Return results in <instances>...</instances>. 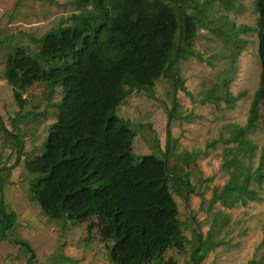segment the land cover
Returning <instances> with one entry per match:
<instances>
[{"label":"trees","instance_id":"1","mask_svg":"<svg viewBox=\"0 0 264 264\" xmlns=\"http://www.w3.org/2000/svg\"><path fill=\"white\" fill-rule=\"evenodd\" d=\"M213 1L76 0L79 14L62 20L41 38L30 37L32 43L40 45L39 52L17 47L7 61L4 75L22 108L26 104L23 94L36 80L46 85L50 97L57 87L62 88L57 121L50 127L43 152L27 163V170L33 176L31 200L50 219L61 221L64 228L97 216L99 222L87 226L86 242H91V234L99 226L102 239L113 242L107 248L112 264H176L172 259L162 263L165 253L171 248L184 250L188 243L168 182L184 184L187 192H192L189 180L170 172L168 144L164 158L155 154L135 155L136 133L117 111L134 91H144L156 100V83L163 76H171L174 98L167 127L168 142L171 140L170 124L177 107V92L182 91L194 100L179 73L173 70L180 60L205 61L193 51V40ZM220 1L227 10L233 8V1ZM171 3L177 10L170 7ZM193 3L197 15L187 12ZM255 6L259 14L262 71L247 123L244 127L236 125L230 138L207 143L206 149L214 148L217 143H234L238 144L237 152L249 156L255 149L248 134L257 127L260 103H264V0H255ZM69 22L72 24L67 25ZM251 30L241 26L233 37ZM245 97V92L217 97L208 92L200 103L225 102L228 109H234ZM14 128L16 134L7 129L0 115L1 131L15 141L20 151L23 138L18 126ZM156 145L163 153L159 141ZM201 154L202 151L185 152L186 163L190 164ZM20 160L19 157L7 169L13 170ZM260 169L248 172L241 183L234 176L221 189H216L208 212L217 203L232 208L239 202L246 205L262 200L264 173ZM3 170L0 168V189ZM253 180L258 190L250 188ZM17 223V214L10 211L0 195V238L9 237ZM216 224L214 220L206 239L200 237L199 247L191 256L193 264H199L205 257L207 246L217 244L212 235ZM13 241L34 255L27 241L19 238ZM261 246H264V234Z\"/></svg>","mask_w":264,"mask_h":264},{"label":"rangeland","instance_id":"2","mask_svg":"<svg viewBox=\"0 0 264 264\" xmlns=\"http://www.w3.org/2000/svg\"><path fill=\"white\" fill-rule=\"evenodd\" d=\"M75 1L0 0V115L10 132L16 134V125L23 138L19 151L15 141L0 129V168L4 169L0 195L18 217L10 236L0 238V264H112L107 248L113 242L102 239L99 226L94 228L91 242H86L87 226L97 224V216L64 228L61 221L50 219L30 198L33 176L27 170V163L43 152L50 127L57 121L62 88L57 87L50 97L46 85L36 80L23 94L26 104L22 108L17 104L13 89L4 75L7 61L17 47L39 52L40 45L32 43L30 37L41 38L58 27L62 20L81 12L76 8ZM195 1L202 3L204 0ZM231 1L233 8L227 10L220 0H214L207 18L198 25L193 51L201 54L205 61L189 58L180 60L174 67L173 72L179 73L194 100L182 91L177 92L169 142L167 127L174 98L171 76H163L156 83V100L144 91H134L117 111L121 118L129 121L130 128L136 133L133 153L137 156L155 154L164 158L168 144L170 172L188 179L193 190L187 192L184 184L177 185L172 180L168 182L188 243L184 250L169 249L162 263L172 259L176 264H193L191 256L199 247L200 237L207 238L216 220L212 235L217 244L207 246L206 255L199 264H264V246H261L264 193L260 201L246 205L239 202L232 208L217 203L208 212L213 192L221 189L234 176L241 183L248 172L254 173L259 167L264 173V162L261 164L263 102L260 103L257 127L248 134L255 145L252 155L237 152L238 144L234 143H217L214 148L206 149V144L213 140L230 138L236 125H246L253 95L260 84L259 14L255 0ZM192 6L187 9L188 14L197 15L194 3ZM170 7L177 10L172 3ZM70 24L72 22L67 25ZM241 26L252 30L233 37ZM208 92L215 97L227 93L237 96L245 92L246 97L234 109H228L225 102L201 104L200 100ZM156 141L160 142L163 153L157 149ZM195 151H202V154L187 164L184 153ZM19 157L18 165L13 170L7 169L14 166ZM250 188L258 190L259 186L253 180ZM14 238L27 241L34 255L16 244Z\"/></svg>","mask_w":264,"mask_h":264}]
</instances>
